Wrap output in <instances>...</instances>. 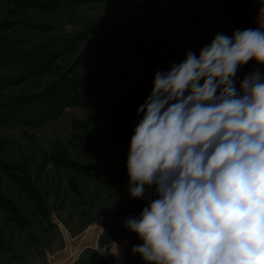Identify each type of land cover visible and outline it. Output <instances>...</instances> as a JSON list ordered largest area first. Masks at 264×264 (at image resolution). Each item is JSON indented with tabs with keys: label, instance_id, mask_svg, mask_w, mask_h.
Listing matches in <instances>:
<instances>
[{
	"label": "rangeland",
	"instance_id": "obj_1",
	"mask_svg": "<svg viewBox=\"0 0 264 264\" xmlns=\"http://www.w3.org/2000/svg\"><path fill=\"white\" fill-rule=\"evenodd\" d=\"M256 10L251 0H0V264H145L125 227L148 205L129 192L138 108L157 72L245 30ZM251 72L239 68L237 89ZM103 75L111 81L93 82Z\"/></svg>",
	"mask_w": 264,
	"mask_h": 264
},
{
	"label": "clouds",
	"instance_id": "obj_2",
	"mask_svg": "<svg viewBox=\"0 0 264 264\" xmlns=\"http://www.w3.org/2000/svg\"><path fill=\"white\" fill-rule=\"evenodd\" d=\"M250 60L264 65V27L155 74L127 159L130 196L148 201L125 221L145 264H264V73L236 87Z\"/></svg>",
	"mask_w": 264,
	"mask_h": 264
},
{
	"label": "built area",
	"instance_id": "obj_3",
	"mask_svg": "<svg viewBox=\"0 0 264 264\" xmlns=\"http://www.w3.org/2000/svg\"><path fill=\"white\" fill-rule=\"evenodd\" d=\"M244 23L248 28L256 29L264 27V10L250 13L244 17Z\"/></svg>",
	"mask_w": 264,
	"mask_h": 264
},
{
	"label": "crops",
	"instance_id": "obj_4",
	"mask_svg": "<svg viewBox=\"0 0 264 264\" xmlns=\"http://www.w3.org/2000/svg\"><path fill=\"white\" fill-rule=\"evenodd\" d=\"M252 3L256 6L257 10H264V0H251ZM255 11V12H256ZM241 26L244 27V29H249L246 24L244 23V18L240 20ZM247 64H249L252 72L259 70L261 73H264V65L258 64L255 60H250Z\"/></svg>",
	"mask_w": 264,
	"mask_h": 264
},
{
	"label": "trees",
	"instance_id": "obj_5",
	"mask_svg": "<svg viewBox=\"0 0 264 264\" xmlns=\"http://www.w3.org/2000/svg\"><path fill=\"white\" fill-rule=\"evenodd\" d=\"M74 69H76V67H73V69L72 70H74ZM69 74V73H68ZM68 74H66V75H68ZM111 81V78L110 77H107V76H105V75H103V76H101L100 78L99 77H96L94 80H93V82L95 83V84H101V82H105V85L108 83V82H110ZM84 82H87V80L86 81H84ZM89 89V88H88ZM86 91L87 90H83V93H86ZM105 94H107V93H105ZM83 95H85V94H83ZM101 96V95H100ZM100 96H98V97H100ZM102 97H106V96H101V98ZM93 100H97V98H95V99H93ZM93 257H92V259L93 260H91V262L92 261H95V262H100V261H103V258H101L100 256H98V254H96V253H94V255H92ZM85 264H88V263H85Z\"/></svg>",
	"mask_w": 264,
	"mask_h": 264
}]
</instances>
